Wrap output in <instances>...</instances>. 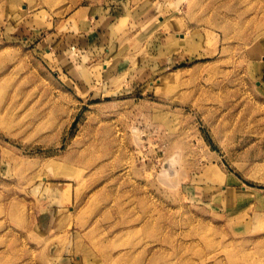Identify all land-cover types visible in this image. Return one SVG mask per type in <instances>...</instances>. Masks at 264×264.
I'll list each match as a JSON object with an SVG mask.
<instances>
[{
    "label": "rangeland",
    "instance_id": "1",
    "mask_svg": "<svg viewBox=\"0 0 264 264\" xmlns=\"http://www.w3.org/2000/svg\"><path fill=\"white\" fill-rule=\"evenodd\" d=\"M0 264H264V0H0Z\"/></svg>",
    "mask_w": 264,
    "mask_h": 264
},
{
    "label": "bare ground",
    "instance_id": "2",
    "mask_svg": "<svg viewBox=\"0 0 264 264\" xmlns=\"http://www.w3.org/2000/svg\"><path fill=\"white\" fill-rule=\"evenodd\" d=\"M186 35H187V34H186ZM179 36H182V37L184 36V37H185V35H184V34H179ZM166 165L168 166V167H167L168 169L166 168V169H167V171H168V170L170 171V170H171V166H170L169 162H168V163H166ZM172 170H173V167H172ZM172 170H171V172H172ZM174 171H175V170H174ZM169 174H170V173H169Z\"/></svg>",
    "mask_w": 264,
    "mask_h": 264
}]
</instances>
